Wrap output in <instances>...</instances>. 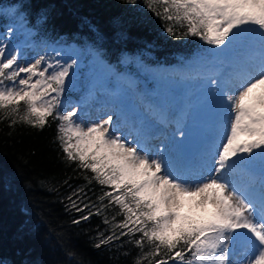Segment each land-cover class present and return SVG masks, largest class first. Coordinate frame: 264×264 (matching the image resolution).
<instances>
[{"label":"snow or ice","instance_id":"obj_1","mask_svg":"<svg viewBox=\"0 0 264 264\" xmlns=\"http://www.w3.org/2000/svg\"><path fill=\"white\" fill-rule=\"evenodd\" d=\"M145 2L172 38L195 37L236 55L233 77L223 85L209 80L222 92L221 118L204 171L192 177L163 150L153 154L131 131L125 135L112 114L86 120L79 105L67 110L78 60L57 49L26 59L11 43L12 27L0 34V120L40 128L58 121L66 159L104 189L96 202L84 203L83 187L68 197L77 212L89 210L81 220L103 215L112 226L96 247L128 237L140 250L136 264H230V249L239 245L240 264H264V185L257 193L234 182L235 171L251 168L258 154L264 166V0ZM133 130L141 135L134 123Z\"/></svg>","mask_w":264,"mask_h":264},{"label":"trees","instance_id":"obj_2","mask_svg":"<svg viewBox=\"0 0 264 264\" xmlns=\"http://www.w3.org/2000/svg\"><path fill=\"white\" fill-rule=\"evenodd\" d=\"M2 8L23 17L37 41L88 47L116 72H135L136 61L156 69L208 57L209 46L198 38L167 35L145 0H0L1 27L9 20ZM57 123L0 120V264H136L140 250L128 237L96 247L101 233L111 234L103 215L81 220L89 210L70 207L75 190L83 187L84 203H91L104 189L66 159Z\"/></svg>","mask_w":264,"mask_h":264},{"label":"rangeland","instance_id":"obj_3","mask_svg":"<svg viewBox=\"0 0 264 264\" xmlns=\"http://www.w3.org/2000/svg\"><path fill=\"white\" fill-rule=\"evenodd\" d=\"M2 10L9 15V20L3 28L0 26V34L9 27L17 29L11 43L21 49L24 58L30 60L45 51L51 55L52 49H57L65 59L78 60L73 69V84L64 97L67 110H70L69 105H79V115L86 120L106 118L108 114H112L113 119L117 116L114 122H119L125 135L129 129L133 130L134 123L141 135L136 136L133 130L132 136L140 139L143 147L149 148L153 154L157 149L163 150L164 156L180 167L185 168L188 163L191 169L186 173L190 176L196 177L204 171L202 165L205 162L210 165V149L220 125L222 92L211 87L209 80L216 79L223 85L235 75L237 65L234 70H229L231 61L236 64L234 53L226 50L220 53L217 49L211 59L198 62V66L186 64L180 69L151 70L136 61L134 73H115L93 52L87 55L85 48L37 42L31 31L20 22L19 16L4 8ZM207 51L209 55L211 48ZM141 82L151 84L146 88V85L140 86ZM125 117L129 120L127 124ZM202 150L206 151L200 157ZM254 159L251 168L235 171L234 182L243 191L254 188L259 193L264 185V176L256 169L260 165L259 154ZM193 166L197 168L192 169ZM238 181L245 185L241 186ZM183 211H189L187 206ZM242 258L239 245L230 249V264H240Z\"/></svg>","mask_w":264,"mask_h":264},{"label":"bare ground","instance_id":"obj_4","mask_svg":"<svg viewBox=\"0 0 264 264\" xmlns=\"http://www.w3.org/2000/svg\"><path fill=\"white\" fill-rule=\"evenodd\" d=\"M235 67H236V64L235 63H233L232 61L230 62V64H229V70L230 71H232V70H234L235 69ZM236 71L237 70H235L234 72L236 73ZM123 125H125V124H123ZM129 131H131L132 132V134H134V132H133V130H129ZM137 136V135H136ZM178 166H179V164L178 163H176Z\"/></svg>","mask_w":264,"mask_h":264}]
</instances>
